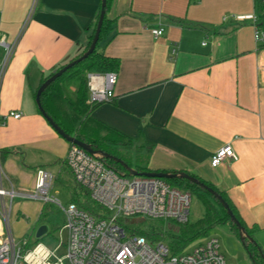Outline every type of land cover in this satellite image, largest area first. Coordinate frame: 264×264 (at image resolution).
Returning <instances> with one entry per match:
<instances>
[{
  "label": "crops",
  "instance_id": "1",
  "mask_svg": "<svg viewBox=\"0 0 264 264\" xmlns=\"http://www.w3.org/2000/svg\"><path fill=\"white\" fill-rule=\"evenodd\" d=\"M100 5L0 0V47L10 48L0 78L1 161L23 175L21 186L30 177L33 188L38 167L65 157L69 142L39 112L35 92L83 52ZM254 15L264 23L256 0H108L104 52L119 66L112 99L91 114L146 143L151 171H184L225 192L264 264V46L253 37ZM10 110L21 116L3 122ZM227 143L237 158L212 166Z\"/></svg>",
  "mask_w": 264,
  "mask_h": 264
},
{
  "label": "built area",
  "instance_id": "2",
  "mask_svg": "<svg viewBox=\"0 0 264 264\" xmlns=\"http://www.w3.org/2000/svg\"><path fill=\"white\" fill-rule=\"evenodd\" d=\"M256 1L264 4V0ZM253 28L256 44L264 46V25L255 15ZM151 32L157 37L162 34L163 27L153 28ZM6 49L8 55L9 46ZM4 66L5 61L0 67V78ZM115 81L116 72H88L86 102L99 104L111 100ZM9 116L19 118L21 112L8 111L2 117L3 122ZM226 158H237L229 143L211 155L210 163L216 166ZM64 160L75 182L102 211L92 214L71 201L66 206L61 205L49 195L54 174L47 168L36 169L34 190L27 193L4 188L0 173V264H228L216 237L200 241L191 251L173 252L166 243L150 242L125 226L128 219L138 217L186 222L191 204L189 191L158 176L118 174L96 153L74 143L69 144ZM17 195L58 204L64 213L62 228L67 230L66 241L61 239L51 247L24 237L15 239L10 232L9 218L12 200ZM6 196L9 197L8 205ZM61 246L65 253L59 255L57 251Z\"/></svg>",
  "mask_w": 264,
  "mask_h": 264
},
{
  "label": "trees",
  "instance_id": "3",
  "mask_svg": "<svg viewBox=\"0 0 264 264\" xmlns=\"http://www.w3.org/2000/svg\"><path fill=\"white\" fill-rule=\"evenodd\" d=\"M260 5L261 11H263L264 4ZM107 6L108 0H106L105 9ZM99 12L96 16L93 30L88 36L83 52L72 60L82 56V54L89 48L95 32ZM109 29L110 21L104 15L99 39L95 48L52 81L42 91L40 102L46 113L69 135L75 136L77 139L90 144L95 149L118 157L128 166H133L132 168L139 172L151 171L146 164L150 150L149 147H146V143L134 140L130 136L123 134L92 116L91 113L96 104H89L86 102L88 97L87 73L93 72L103 74L106 72H117L118 70L119 59L117 57L109 56L104 52V45L107 42L105 38L109 33ZM59 68L54 69L49 75L44 77L42 82L59 70ZM133 142L137 145L136 150L131 149V143ZM96 155L118 174L126 176L130 175L127 168L113 158L104 157L99 153H96ZM143 159L145 160V163H141ZM63 162L66 165L65 160H63L62 163ZM58 163H61V161ZM66 167L67 169L61 167L60 170L65 176H71L72 182L69 178L66 179L68 182L67 186L72 191L71 202H75L77 205L92 214L97 213L99 210L102 211L98 204H94L90 201L87 191L75 182L70 169L67 165ZM193 176L196 177L198 181L212 187L228 203L234 215L244 228V232L248 235V237H244L242 241L244 246L248 250L254 263L260 264L261 255L258 244L252 235L251 229H249L242 220L231 199L225 194V192L216 188L212 183L199 176ZM164 180L173 186L189 191L191 195H198L204 205L203 216L195 222H190L189 219L184 223L170 220L171 225L168 227H165V224H167L165 219L137 218L130 222H124L129 230L144 236L150 242L155 240H166L168 247L173 252L182 251L190 241L200 235L207 234L209 228L215 223L228 222L231 228L239 235V229L230 219L220 201L208 192L200 183L192 182L186 178L178 176L164 178ZM78 191L85 192L87 197H85L83 201L77 196ZM44 207L45 206H43L39 218L43 216Z\"/></svg>",
  "mask_w": 264,
  "mask_h": 264
},
{
  "label": "rangeland",
  "instance_id": "4",
  "mask_svg": "<svg viewBox=\"0 0 264 264\" xmlns=\"http://www.w3.org/2000/svg\"><path fill=\"white\" fill-rule=\"evenodd\" d=\"M264 12V10H263ZM7 54V49L3 46L0 47V63L3 64L6 61L5 55ZM6 58V59H5ZM65 140V139H64ZM131 149H137L136 143H131ZM28 154H31V151H27ZM143 153V152H142ZM144 157V156H143ZM140 157V158H143ZM21 159V158H20ZM64 160V159H63ZM57 163V166L49 165L47 168L51 170L54 174L53 184L51 186L49 195L55 197L59 200L60 204L66 206L68 202L72 199V191L68 188V182L66 179L72 182L71 176H65L63 172H61V167L63 169H67L64 162ZM58 161V162H59ZM143 159L141 163H145ZM12 167V166H11ZM8 162H2L0 166V173L2 178L3 187L6 189L13 188L16 191L20 192H31L34 190V187L31 188V181L30 177L26 178L27 183L21 186L20 179L23 175H17L14 173V169L11 168ZM133 167V166H132ZM25 168V167H23ZM27 171L31 172L32 168L27 167ZM79 190V189H78ZM77 196L81 201L85 199L86 194L84 191H78ZM6 204L9 203V197L6 196L5 198ZM1 199H0V207H1ZM44 207V213L41 218H39L42 208ZM204 214V205L202 200L199 198L198 195H191V204H190V211H189V221L195 222L199 218H201ZM0 218L2 215L0 213ZM139 218V217H138ZM148 218V217H144ZM134 219H128L126 222L133 221ZM150 219V218H149ZM64 213L62 208L55 203L46 202L40 199L30 198L24 195H17L13 198L11 204V211H10V232L11 235L15 239H19L21 237L29 239L31 242H44L45 244L53 247L59 241L67 239V230L63 229L62 226L64 224ZM167 224L165 227L171 225L170 220H165ZM41 224L48 225V231L42 235L41 237L37 238L35 236V232L37 228ZM209 237H216L219 241L220 251L223 253L226 261L228 264H255L252 260L248 250L244 246L242 240L240 239L239 235L231 228L228 222H220L213 224L207 234L200 235L199 237L195 238L194 240L190 241L187 246L182 250L184 252L191 251L193 247H195L200 241L205 240ZM162 241V240H159ZM157 242V240L153 241ZM162 242L166 243V240ZM167 244V243H166ZM58 254L62 255L65 253L64 246H61L58 249Z\"/></svg>",
  "mask_w": 264,
  "mask_h": 264
},
{
  "label": "water",
  "instance_id": "5",
  "mask_svg": "<svg viewBox=\"0 0 264 264\" xmlns=\"http://www.w3.org/2000/svg\"><path fill=\"white\" fill-rule=\"evenodd\" d=\"M105 5H106V0H101V8H100V12H99V17H98V20H97V24H96V27H95V32H94L92 41H91V43L89 45V48L82 54V56H80L79 58H76V59H74L72 61H69L68 63H66L65 65H63L61 68H59V70H57L52 75H50L49 77H47L39 85V87L37 88V90L35 92V102H36V105H37V108H38L39 112L42 114V116H44V118L48 121V123L52 126V128L62 138H64L67 142L77 144V145L81 146L82 148L86 149L87 151H89L90 153H99V154H101L104 157L113 158L115 161H117V162L121 163L123 166H125L130 174H145V175H151V176H158V177H162V178H171V177L178 176V177L186 178L187 180H190L192 182H198V183H200L204 188L207 189L208 192H210L213 196H215L220 201V203L225 208L226 213L228 214V216L230 217V219L235 223V225L239 229V237L243 241L244 237H248V235L244 232V228L242 227V225L240 224L239 220L234 215V213L231 210V208L229 207L228 203L212 187L204 184L203 182L198 181V179L196 177H194L193 175H190V174H188L187 172H184V171H171V172H164V171H144V172H139V171L135 170L134 168L128 166L126 163H124L118 157L112 156V155H110V154H108L106 152H103V151H100L98 149H95L90 144H88L86 142H83V141L77 139L75 136H72V135H69L68 133H66L52 119V117H50L46 113V111L42 107L41 102H40V96H41L42 91L52 81H54L63 72H65L66 69H68L69 67H71L74 63H76L77 61H79L82 57L86 56L88 53H90L95 48V45H96V43H97V41L99 39V33H100V30H101V25H102V22H103V18H104V15H105V11H106ZM47 231H48V225L41 224L37 228V230L35 232V236L37 238H39L42 235H44Z\"/></svg>",
  "mask_w": 264,
  "mask_h": 264
}]
</instances>
